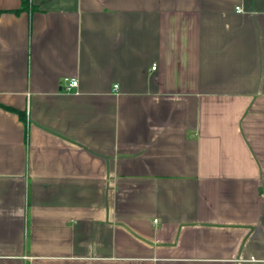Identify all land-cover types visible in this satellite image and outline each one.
Wrapping results in <instances>:
<instances>
[{"label":"crops","instance_id":"crops-1","mask_svg":"<svg viewBox=\"0 0 264 264\" xmlns=\"http://www.w3.org/2000/svg\"><path fill=\"white\" fill-rule=\"evenodd\" d=\"M0 264H264V0H0Z\"/></svg>","mask_w":264,"mask_h":264},{"label":"built area","instance_id":"built-area-1","mask_svg":"<svg viewBox=\"0 0 264 264\" xmlns=\"http://www.w3.org/2000/svg\"><path fill=\"white\" fill-rule=\"evenodd\" d=\"M152 70H155V66L152 67ZM65 90L67 92L71 91L73 88H76L78 85V82L76 79H69V80H65ZM115 89H117V86L114 87Z\"/></svg>","mask_w":264,"mask_h":264}]
</instances>
